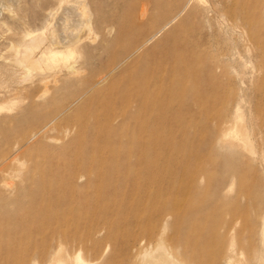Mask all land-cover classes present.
<instances>
[{"label": "rangeland", "instance_id": "obj_1", "mask_svg": "<svg viewBox=\"0 0 264 264\" xmlns=\"http://www.w3.org/2000/svg\"><path fill=\"white\" fill-rule=\"evenodd\" d=\"M72 1L0 0V264H134L161 217L194 264H264V0H87L114 27L81 74H30Z\"/></svg>", "mask_w": 264, "mask_h": 264}, {"label": "bare ground", "instance_id": "obj_2", "mask_svg": "<svg viewBox=\"0 0 264 264\" xmlns=\"http://www.w3.org/2000/svg\"><path fill=\"white\" fill-rule=\"evenodd\" d=\"M180 1L181 5L178 12H176L177 16L186 10L192 0ZM196 1L200 4L206 3V0ZM100 9L101 7L98 8L97 6H93L92 3L87 0H73L70 4V8L63 10L62 21L65 25L62 30L56 28L54 24H51L45 29L46 31H36L34 35H28L25 41H23V48L18 52V63L26 68L30 74L36 71V73L38 72L39 75H42L46 72H51L56 69L59 70L64 67H70L74 70L73 74L75 76L81 74L85 64L88 63V58L83 54V48L81 47L84 40L86 38L89 39L91 35L96 38L101 30L112 31L114 27L113 20L100 21L95 19V16L100 14ZM55 16L56 14L52 15L53 20ZM177 16L173 17V19ZM43 47L44 49H42ZM40 49H42L41 55L36 56V52ZM79 62V66H76L75 64ZM228 134L231 135V132H228ZM231 138H233V136ZM243 140V145H245V147L250 146V141L246 136L243 137ZM160 197V190L158 189L154 195V200L157 201ZM187 217L189 218L190 216ZM168 223V220L163 217L157 219H135L134 225L138 228L139 233L136 232L133 236L135 244H137L134 246V264L196 263V259L193 256L187 257L182 247L178 245L179 240L176 235L177 233L173 235V237L168 236ZM209 244L207 246L208 248ZM222 249L224 250V247H222ZM229 250H235L234 242ZM210 251L213 255L212 260L217 261L222 253L221 250L215 252V248H212ZM68 258L71 259L70 257ZM71 261L73 264H88L81 254L76 255ZM239 263L246 264V261H239ZM57 264H67V261L61 258L57 261Z\"/></svg>", "mask_w": 264, "mask_h": 264}]
</instances>
